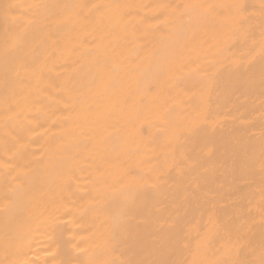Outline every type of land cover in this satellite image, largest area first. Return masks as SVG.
<instances>
[{"label":"bare ground","instance_id":"6f19581e","mask_svg":"<svg viewBox=\"0 0 264 264\" xmlns=\"http://www.w3.org/2000/svg\"><path fill=\"white\" fill-rule=\"evenodd\" d=\"M264 0H0V264H261Z\"/></svg>","mask_w":264,"mask_h":264},{"label":"snow or ice","instance_id":"6c2138e0","mask_svg":"<svg viewBox=\"0 0 264 264\" xmlns=\"http://www.w3.org/2000/svg\"><path fill=\"white\" fill-rule=\"evenodd\" d=\"M261 264H264V261H262Z\"/></svg>","mask_w":264,"mask_h":264}]
</instances>
